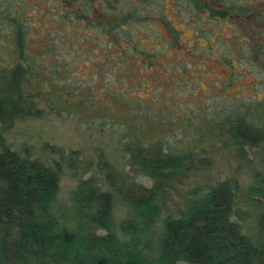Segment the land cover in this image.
<instances>
[{
	"label": "trees",
	"instance_id": "1",
	"mask_svg": "<svg viewBox=\"0 0 264 264\" xmlns=\"http://www.w3.org/2000/svg\"><path fill=\"white\" fill-rule=\"evenodd\" d=\"M174 1L195 22L192 44L170 20L158 27L166 0H0V264H264V172L252 187L257 241L231 180L196 194L157 231V178L219 144H264V0ZM43 12L44 28L35 21ZM37 36L43 46L32 52ZM206 59L222 64L221 76L195 99L212 73ZM160 65L176 80L163 109L135 93L164 88L147 78ZM49 112L99 136L95 154L39 139L43 128L27 124ZM69 168L89 176L72 190L77 223L62 232L57 201ZM118 202L127 207L119 222Z\"/></svg>",
	"mask_w": 264,
	"mask_h": 264
},
{
	"label": "rangeland",
	"instance_id": "2",
	"mask_svg": "<svg viewBox=\"0 0 264 264\" xmlns=\"http://www.w3.org/2000/svg\"><path fill=\"white\" fill-rule=\"evenodd\" d=\"M46 5L44 1L40 3V8H43ZM166 17L158 21L159 28H168L167 21L170 20L171 23H174L175 26L181 31L180 40L184 44H192L196 40L195 35V25L190 20L187 13H180L175 8L174 0H166ZM39 16L42 15V11L39 10ZM168 16L171 18L168 19ZM43 19L35 20L38 25H42L44 19H48V16ZM46 21V20H45ZM44 24V23H43ZM48 24V23H47ZM44 28V26H43ZM43 28L42 29V38H43ZM47 28V27H46ZM140 28V27H139ZM146 28V27H143ZM224 31L230 33V27L225 25ZM165 30V29H164ZM217 32V31H216ZM142 35L146 37L147 32L142 30ZM38 40L33 42L32 52L38 51L43 46V41L40 37H35ZM205 38L199 39V41H204ZM175 54V50L171 53ZM212 64V73L205 78L201 91L195 99H200L203 88L208 84H214L218 78H220L221 65L214 59H206ZM215 61V62H213ZM89 65V63H88ZM86 66L88 69L90 66ZM215 66V68H214ZM140 75V74H139ZM142 76V75H141ZM228 76V74H226ZM147 78L152 81V83L162 82L164 88L151 90L150 94L148 90L135 91L142 97L148 98L152 101L155 99L157 101V106L160 108H165V103L167 99L172 100V95L174 91L169 90L170 85L172 86L175 83V77L172 74L167 73L165 68L160 65L157 71L149 73ZM244 78L247 82H250V85L254 84L253 75L246 74ZM180 81V79L178 80ZM240 78L238 81L232 85L231 91L233 93H239L238 88L240 87ZM168 88V89H167ZM264 92V91H262ZM260 92V96L264 93ZM134 93V95H135ZM193 98V94H189L186 98ZM204 100V97H202ZM40 103V102H39ZM39 105V104H38ZM31 120V119H30ZM30 128L34 127V131L43 128L41 131L40 138L44 140L50 137V141H54L61 146L66 147H75L79 148L82 146L87 149V152L95 154L96 144L100 143L102 139H99V136H96L95 139L93 135L90 136L85 132V128H82V124L76 120L65 119L55 115L53 112L47 113L44 117H39L38 120H31L27 124ZM26 127V125H25ZM39 139L33 141L34 146L37 148L39 144ZM48 141L47 143H51ZM105 142H107L105 140ZM41 143V142H40ZM112 146H115L116 143H110ZM117 145V144H116ZM107 158L111 162H115L118 168L124 167L126 163L124 160H119V152L112 151L111 148H107ZM38 152V150H37ZM131 170V167L128 168ZM78 173L74 169H67L63 172L60 183V190L58 195V205L61 206L65 212L63 221L65 226L62 232L68 231L77 223L76 213L74 209V200L72 198V190L77 187L79 181L83 177L89 176V174H83V171ZM264 172V144L261 145H238L235 143L219 144L217 147L212 150L199 151L195 158L188 161L187 165L182 169H171L166 172V176L163 178H157L163 184V190L158 198V204L160 206V212L157 217V231L161 229L163 219L168 214L178 215L179 211L186 209L191 198L195 197L196 194L200 195L203 192H206L210 188L217 185L219 182L224 180H231L236 184L237 194H236V207L238 210L243 211L245 218L243 217V224L245 229L254 240L257 241L259 235V217L262 212L255 200L258 196L257 193L253 192L252 187L257 182V175ZM137 175V173H136ZM264 201V194H263ZM127 216V207L123 202H118L115 208V218L119 222L121 219ZM67 224V229H66Z\"/></svg>",
	"mask_w": 264,
	"mask_h": 264
}]
</instances>
